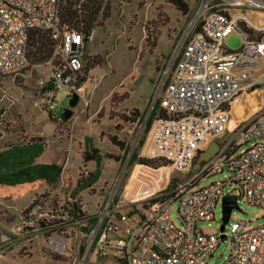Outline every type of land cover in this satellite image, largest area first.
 I'll list each match as a JSON object with an SVG mask.
<instances>
[{"label":"built area","instance_id":"obj_1","mask_svg":"<svg viewBox=\"0 0 264 264\" xmlns=\"http://www.w3.org/2000/svg\"><path fill=\"white\" fill-rule=\"evenodd\" d=\"M59 10L60 0H0V75L17 73L28 64L30 30L50 34V73L39 80L40 87L54 86L41 96L50 111L59 87L67 96L79 89L84 44L91 38V33L85 39L60 23ZM249 11L264 19V0H200L151 98L148 116L156 103L166 116L153 119L143 151L171 171L190 176L156 191L139 210L125 196L115 201L108 194L89 213L78 196L61 187L53 197L40 194L22 212L23 225L33 229L29 236L40 234L65 264H89L93 253L101 259L109 251L124 264H206L226 237L229 252L220 264H264V223L247 226L229 216L223 230L219 225L216 232H206L199 225L215 218L223 197L264 209V110L231 124L235 107L249 103L264 81V23H253ZM235 31L241 45L230 50L224 38ZM212 141L218 150L193 170ZM219 174L224 177L200 184ZM50 223H58V230L51 231Z\"/></svg>","mask_w":264,"mask_h":264},{"label":"rangeland","instance_id":"obj_2","mask_svg":"<svg viewBox=\"0 0 264 264\" xmlns=\"http://www.w3.org/2000/svg\"><path fill=\"white\" fill-rule=\"evenodd\" d=\"M109 16L99 21L91 31V38L84 44V63L94 65L84 75L85 81L77 91L79 100L73 114L65 121L60 117L67 106L68 96L59 87L54 101L55 108L46 109L40 95L39 80L49 76L47 62L27 64L17 73L0 75V149L18 137H41L44 151L38 162H59L62 176L54 186H40L22 196L7 201L0 200V244L12 240L4 250L0 248V264H60L52 260L50 249L38 234L29 236L33 229L25 227L23 211L40 194L53 197L59 187L65 193L79 197L89 213L98 209L97 203L106 195L115 201L125 196L133 201L132 209L148 206V200L158 190H168L190 176L176 173L165 165L145 166L131 162L133 150L147 157L139 142L146 137L144 122L148 118L151 98L161 79L167 60L188 26L194 8L200 0H185L191 5L190 14L183 17L170 0H107ZM161 1L163 10L155 15L152 7ZM241 35L235 31L224 38L230 50L240 47ZM139 111L135 120L131 112ZM264 110V81L251 93L247 104L235 107L231 124L246 120L253 112ZM52 114V116H51ZM116 134L126 149L112 144L109 135ZM102 155L99 176L89 188L77 184L80 173L94 171L96 163L83 162L85 138ZM250 142L241 146L245 147ZM149 158V157H148ZM223 174L204 178L200 184L223 178ZM240 210L233 208L230 220L242 219L247 226L264 223V209L243 200L237 202ZM177 206H172L171 216ZM221 224V206L215 210L213 220L199 223L206 232H216ZM31 226V224H27ZM26 225V226H27ZM4 234V241L2 235ZM34 241L31 245L30 243ZM78 240L82 241L81 233ZM26 247V253L20 249ZM24 251V250H22ZM229 242L221 240L206 264H220L228 255ZM55 255V254H54ZM92 264H119L117 254L109 251L103 259L94 253Z\"/></svg>","mask_w":264,"mask_h":264},{"label":"trees","instance_id":"obj_3","mask_svg":"<svg viewBox=\"0 0 264 264\" xmlns=\"http://www.w3.org/2000/svg\"><path fill=\"white\" fill-rule=\"evenodd\" d=\"M170 2L183 15H188V6L185 0H170ZM109 16V5L107 0H60L59 21L72 29L80 31L85 39L89 36L94 27ZM53 41L46 30L32 29L28 34L27 58L28 64H38L47 62L52 57ZM84 58V55H83ZM94 65L84 63L82 75L78 79L77 86L85 81V73ZM52 83L45 87H40L42 96L46 89H53ZM47 109V108H46ZM48 110V109H47ZM132 117H125L135 120L139 111L134 109ZM52 116V114H51ZM166 116L163 109L157 103L153 106L145 126L147 132L153 119ZM60 117H62L60 115ZM110 142L120 149H126L124 143L120 141L116 134L108 136ZM144 139L139 142V148L143 145ZM44 150V143L41 137H18L0 149V200H10L22 196L24 193L33 191L41 185L54 186L62 173V164L59 162H38L36 158ZM102 155L99 149L91 144V138H85V149L82 151L83 162L94 161L96 169L87 172V175L80 173L77 184L80 188L92 185L99 176V166ZM130 161H136L145 166L156 167L165 165L160 159H152L139 156L138 150H133ZM32 202L29 204V206ZM50 230H58V223H50ZM85 228V227H84ZM119 264H124L117 258Z\"/></svg>","mask_w":264,"mask_h":264},{"label":"water","instance_id":"obj_4","mask_svg":"<svg viewBox=\"0 0 264 264\" xmlns=\"http://www.w3.org/2000/svg\"><path fill=\"white\" fill-rule=\"evenodd\" d=\"M68 103L67 106L64 108V110L61 113L63 121H65L67 118L72 116L73 114V108L76 106L79 100V95L77 91H72L71 94L68 96ZM219 146L215 141H212L206 149H204L199 156L197 157L194 165L193 170H196L202 161H205L209 159L217 150ZM233 208H236L240 210L235 197H223L222 203H221V224H220V230L224 229V225L227 223L230 213Z\"/></svg>","mask_w":264,"mask_h":264},{"label":"crops","instance_id":"obj_5","mask_svg":"<svg viewBox=\"0 0 264 264\" xmlns=\"http://www.w3.org/2000/svg\"><path fill=\"white\" fill-rule=\"evenodd\" d=\"M186 3H187V6H188V15L190 14V11H191V5L190 4H188L189 2H187V1H185ZM193 2L195 3V0H193ZM197 5H198V3L196 4L195 3V6H194V4L192 5V8H194V10H195V8L197 7ZM152 7H153V9H154V11H155V15H159V14H161V10H163V4H162V2L161 1H156V3L154 4V5H152ZM182 14V13H181ZM182 16L183 17H185V16H187V15H183L182 14ZM248 17H249V19L253 22V23H255V24H263L264 23V19H260L259 17H258V14L257 13H255V12H253V11H249L248 12ZM79 89H80V86H79ZM78 89V90H79ZM77 90V91H78ZM73 110H74V108H73ZM44 151V150H43ZM43 153V152H42ZM41 153V154H42ZM41 154H40V156H41ZM40 156H38L37 158H36V161H37V159L40 157ZM82 158V157H81ZM62 170H63V166H62ZM61 176H62V173H61ZM60 176V177H61ZM41 186H44V185H41ZM39 188V187H38ZM37 188V189H38ZM36 189V190H37ZM33 191H35V190H33ZM2 201H7V200H2ZM82 201V200H81ZM11 237H12V240H10V241H7V242H4L3 243V247H2V249L4 250L7 246H10L11 244H12V241H14V239L15 238H13L14 236H13V234L11 235ZM38 237V235L36 236V237H34L35 239ZM43 241H44V238H43ZM34 241L32 240V242L30 243V245L33 243ZM45 243V242H44ZM26 247H24V249H20V252H25L26 253ZM22 250H24V251H22ZM55 254V255H54ZM51 257H52V260L53 261H55V262H59L60 264H65V258L62 256V255H60V254H58V253H56V252H54L53 251V254H51ZM101 259H103V258H101ZM89 264H92V263H90L89 262Z\"/></svg>","mask_w":264,"mask_h":264}]
</instances>
